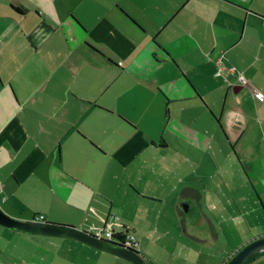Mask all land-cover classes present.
<instances>
[{"label":"crops","instance_id":"1","mask_svg":"<svg viewBox=\"0 0 264 264\" xmlns=\"http://www.w3.org/2000/svg\"><path fill=\"white\" fill-rule=\"evenodd\" d=\"M80 2L0 0V207L132 233L148 264L227 263L264 236L243 227L264 226V0H102L92 26ZM28 236L52 235L0 225V264H134Z\"/></svg>","mask_w":264,"mask_h":264},{"label":"water","instance_id":"2","mask_svg":"<svg viewBox=\"0 0 264 264\" xmlns=\"http://www.w3.org/2000/svg\"><path fill=\"white\" fill-rule=\"evenodd\" d=\"M0 225L28 233L73 238L98 249L116 254L134 264L145 263V257L140 251L125 247L113 240H107L99 235L90 233L88 230L49 221L21 220L9 215L1 207ZM260 252H264V236L257 237L245 244L226 264H242L251 255Z\"/></svg>","mask_w":264,"mask_h":264},{"label":"rangeland","instance_id":"3","mask_svg":"<svg viewBox=\"0 0 264 264\" xmlns=\"http://www.w3.org/2000/svg\"><path fill=\"white\" fill-rule=\"evenodd\" d=\"M98 2H102V0H82V2L77 3V7H79L78 10L76 11V14H79V16L84 20V22L86 24H88L89 26H92L93 23H91L93 20L96 19V16L99 15V8L97 7V3ZM61 4H62V9L65 10L66 8H68V5L71 4L70 8H75V0H61ZM117 3H115L114 5L116 6ZM76 14H72V16H75ZM70 16V15H69ZM70 20H72V17L70 16ZM153 64V61L151 62ZM121 78H126L131 80L133 78V76L131 75H121ZM127 93H141V90L138 88H132L130 91H128ZM211 171L213 172L214 167H210ZM259 200V199H258ZM251 201H254V199H252ZM259 203L261 205V202L259 200ZM259 203L255 204L258 206V208L260 209L259 212L264 213V208L262 206L259 205ZM0 204H2V200L0 198ZM254 217H250V221H248V224H244V233L246 234H253L254 232H263L264 231V226H261L262 224L256 220V214L253 213ZM254 224V225H253ZM251 225V229H249V226ZM259 225V228H258ZM259 230V231H258ZM253 232V233H252ZM30 237L31 241L33 242L34 248L39 251V253H41V249H49V250H54L57 249L59 247V244H56V242L53 241L54 237L57 236H35L34 239H36V237H40L39 239H44V240H34L33 238H31L32 236H28ZM61 236H58L57 239H64V238H59ZM68 244L63 246V250L65 251L67 258L69 260H72L71 255L74 254V250L73 248H71L68 246ZM224 246V242L223 240H221L220 242V247ZM30 250H33V246L29 247ZM35 251V253L37 252ZM86 254V253H84ZM38 255V253H37ZM38 257V256H37ZM94 257V256H93ZM127 263V262H125ZM109 264H112V262H109ZM128 264V263H127ZM144 264H148V262L145 260Z\"/></svg>","mask_w":264,"mask_h":264},{"label":"built area","instance_id":"4","mask_svg":"<svg viewBox=\"0 0 264 264\" xmlns=\"http://www.w3.org/2000/svg\"><path fill=\"white\" fill-rule=\"evenodd\" d=\"M234 68L235 67H231V70L233 71ZM239 79L241 80L242 83L246 82V78H245V76L243 74L239 75ZM0 191H1V187H0ZM34 220L35 221H45L44 220V215L40 214L37 217V219H34ZM115 235H119V233H116L115 231L110 230V229H104L102 231V234L101 235L99 234L100 237H103V238H105L107 240H113L115 242H118V243L122 244L125 247L138 250L137 249L138 239L136 238V236L134 234L127 232L124 235L120 234L117 237H115Z\"/></svg>","mask_w":264,"mask_h":264},{"label":"trees","instance_id":"5","mask_svg":"<svg viewBox=\"0 0 264 264\" xmlns=\"http://www.w3.org/2000/svg\"><path fill=\"white\" fill-rule=\"evenodd\" d=\"M45 220V219H44ZM46 221V220H45ZM65 225H67V224H65ZM70 226H72V225H70ZM120 234H122V233H119V235ZM119 235H115V237H117V236H119ZM237 253V252H236ZM262 253H264V252H260V253H256V254H253V255H251L246 261H244L242 264H249L250 262H252L256 257H258L260 254H262ZM235 255V254H234ZM233 255V256H234ZM232 256V257H233ZM226 264V263H225Z\"/></svg>","mask_w":264,"mask_h":264},{"label":"clouds","instance_id":"6","mask_svg":"<svg viewBox=\"0 0 264 264\" xmlns=\"http://www.w3.org/2000/svg\"><path fill=\"white\" fill-rule=\"evenodd\" d=\"M91 233V232H90ZM139 251V250H138Z\"/></svg>","mask_w":264,"mask_h":264}]
</instances>
